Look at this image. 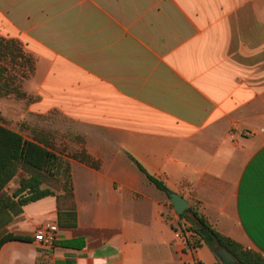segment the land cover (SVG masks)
<instances>
[{
    "label": "crops",
    "instance_id": "obj_1",
    "mask_svg": "<svg viewBox=\"0 0 264 264\" xmlns=\"http://www.w3.org/2000/svg\"><path fill=\"white\" fill-rule=\"evenodd\" d=\"M39 2L54 16L41 18L38 42L0 37L32 61L22 82L39 78L33 109L70 123V139L48 140L72 150L77 227L59 229L54 196L30 203L0 229L27 238L6 242L0 264L215 263L206 246L188 250L137 165L264 258V0ZM50 224L55 241L84 245L37 242Z\"/></svg>",
    "mask_w": 264,
    "mask_h": 264
},
{
    "label": "trees",
    "instance_id": "obj_2",
    "mask_svg": "<svg viewBox=\"0 0 264 264\" xmlns=\"http://www.w3.org/2000/svg\"><path fill=\"white\" fill-rule=\"evenodd\" d=\"M32 70V61L25 55L19 42L0 37V96L25 98L21 81L25 77L24 73L29 74ZM54 148L47 136L35 135L32 139H25L20 133L0 124V229L20 215L24 206L48 196L56 198L59 229L77 227L71 163L68 158L56 153ZM137 166L150 183L168 194L169 191L163 183L148 175L141 166ZM16 178L17 186L9 192V185ZM177 216V226L171 227L174 231L181 229L187 247L191 244L198 249L207 246L215 253L218 248H222L239 264H264L261 255L217 232L194 205H189ZM87 232L97 236L102 233L103 237L111 234L108 231ZM12 240L25 241L27 238L6 234L0 238V248ZM53 245L79 248L84 245V237L77 236L65 242L54 241ZM213 264L221 262L217 258Z\"/></svg>",
    "mask_w": 264,
    "mask_h": 264
},
{
    "label": "rangeland",
    "instance_id": "obj_3",
    "mask_svg": "<svg viewBox=\"0 0 264 264\" xmlns=\"http://www.w3.org/2000/svg\"><path fill=\"white\" fill-rule=\"evenodd\" d=\"M45 8V7H44ZM0 34L4 37L16 36L17 39L22 41L24 44L29 45L30 42H38L40 40V20L51 18L54 16L53 13L49 12V15L45 14L46 11L41 7L39 0H0ZM29 19L34 24L23 25L25 19ZM27 34H31L27 36ZM35 56L36 53L32 52ZM22 91L26 94L25 98H17L14 96L1 97L0 96V124L20 133L25 139H32L35 135L44 137L56 136L59 137L60 141L70 139V123L64 120L57 113L52 112L49 115L39 113V109H33V103L36 100L32 98L38 95L39 91V78L35 74L32 78L22 82ZM30 98L28 101L27 99ZM58 130V131H57ZM55 131L57 133H55ZM54 132V133H53ZM56 153L63 157L70 158L67 155V151H72L69 148H65L60 145L54 148ZM74 177L77 181V185L80 188L82 186V175L81 171L75 165L73 167ZM17 178L11 182L8 191H13L17 186ZM140 188L145 194H153L156 191L153 185L143 183ZM80 191V190H79ZM80 194V192H79ZM158 194V193H157ZM51 198L45 200L51 202ZM163 201L170 209L172 215H174L173 207L171 206L170 200L166 194H163ZM177 226V221L174 222ZM179 233L183 236L181 229H178ZM209 252L210 257L214 260L217 259V255L212 251L211 248L205 247L200 251V256L203 257V252Z\"/></svg>",
    "mask_w": 264,
    "mask_h": 264
},
{
    "label": "water",
    "instance_id": "obj_4",
    "mask_svg": "<svg viewBox=\"0 0 264 264\" xmlns=\"http://www.w3.org/2000/svg\"><path fill=\"white\" fill-rule=\"evenodd\" d=\"M168 197L170 199L171 205L173 206L174 212L177 215H180L189 207V203L176 193L168 192ZM216 255L221 264H239L235 258L225 249L218 248L216 250Z\"/></svg>",
    "mask_w": 264,
    "mask_h": 264
},
{
    "label": "built area",
    "instance_id": "obj_5",
    "mask_svg": "<svg viewBox=\"0 0 264 264\" xmlns=\"http://www.w3.org/2000/svg\"><path fill=\"white\" fill-rule=\"evenodd\" d=\"M58 229L57 226L55 225H45V226H41L36 230L34 239L37 242H40L42 244H45L47 246H51L53 245V242L56 239V233H57ZM188 250L192 253V254H196L198 251V247L195 246L194 244H191L188 247ZM192 264H200L199 261L197 259H194L192 261Z\"/></svg>",
    "mask_w": 264,
    "mask_h": 264
}]
</instances>
